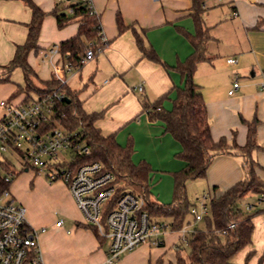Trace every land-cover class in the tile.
<instances>
[{"label": "crops", "instance_id": "0c3cea01", "mask_svg": "<svg viewBox=\"0 0 264 264\" xmlns=\"http://www.w3.org/2000/svg\"><path fill=\"white\" fill-rule=\"evenodd\" d=\"M35 1L44 8L41 1ZM93 2L107 43L91 60L95 61L93 64L86 63L78 69V73L73 70L69 76L66 70L61 72H64L65 77H69L68 83L79 74V80L76 81L78 86L70 87L83 100V107L88 113L102 112V116L95 124L104 135L115 133L117 141L121 145H126L130 137H133L136 143L135 134L141 131L167 151L171 148L179 151L181 144L166 131L164 122L151 120L144 111L140 93L150 101L169 93L163 106L171 109L173 99L176 97V87L183 85L182 76L178 71L169 70L144 56L137 45L133 30L136 29L142 35L146 47L153 48L167 64L176 65L186 60L193 53L194 46L179 28L192 34L196 32L192 0H93ZM204 7L205 22L210 27L208 55L211 60L199 63L194 80L202 87L212 135L215 140L225 137L230 143L243 146L248 139V122L257 120L258 147L254 149L252 156L261 164L262 168H258V174L264 180V0H205ZM215 11H222L223 15L219 14L221 12L214 14ZM119 13L128 27L123 33H119L118 30ZM47 16L48 14L42 27ZM31 19L32 10L24 0H0V65L7 64L14 57L17 45L25 42L28 34L27 24ZM55 21L57 23L56 17ZM70 24H74L75 27L70 32H65L63 38H70L78 32L80 20L72 19L64 27ZM234 28L241 29L242 35L234 40V35L230 36L232 42L229 41V45L233 48L228 51L219 47L218 44L227 43L230 35L228 32ZM38 45L36 51L43 48L40 42ZM221 53L224 56L223 63L237 70L240 86L234 94H229V90L236 80V73L229 68L223 70L221 67L220 70L213 64L215 57ZM234 54L241 55L237 58L236 65L227 62V58ZM53 60L56 67L64 63L60 52ZM205 64L210 66L202 68ZM244 70L251 72V76L242 75L246 74ZM201 72L206 73L202 79ZM5 76L0 73V101L10 99L17 86L24 84V73L23 81L19 82L13 80L12 75L10 80L2 81ZM54 76L62 78L56 73L51 75L50 79ZM140 84L144 85L143 91L138 89ZM30 95L37 96L34 92ZM26 96L25 93H21L11 100L19 103ZM239 155L226 153L212 160L206 175L210 185L216 186L215 191L213 187L212 194H219L244 178L245 171L241 166V161L244 160H241ZM182 161L184 167L185 161ZM183 167L181 165L180 169ZM154 176L155 174L153 176L151 174L152 180ZM218 188L221 191H218ZM84 224L78 221L77 227ZM57 226L61 227L63 224ZM43 232L40 233V237ZM39 239L42 249L41 238ZM176 242L171 241L169 246L175 245ZM163 248L157 247L153 250L149 246L147 248L149 259L156 260L162 256ZM134 251L130 253L133 254ZM103 258L102 264H107V255Z\"/></svg>", "mask_w": 264, "mask_h": 264}, {"label": "trees", "instance_id": "16d2710c", "mask_svg": "<svg viewBox=\"0 0 264 264\" xmlns=\"http://www.w3.org/2000/svg\"><path fill=\"white\" fill-rule=\"evenodd\" d=\"M24 1L32 10V19L27 24L26 40L17 45L14 57L7 64L0 65V73L6 75L2 81L10 80V75L16 68H21L24 73V84L17 86L10 99L25 93L27 96L22 102H26L34 98L30 95L31 91L39 96L58 89L64 90L66 98L55 103L53 114L44 127L48 130L60 127L75 133L90 146L91 154L81 157L80 161H99L106 171L115 175L117 189L113 197L114 201L125 190L145 193L149 200L145 208L149 213L158 219L169 218L172 229L178 232L184 226L188 214H191L193 206L186 193V182L189 179L205 177L216 156L226 153H238L243 156L244 178L219 194H210L211 214H206L203 218L207 220V228L194 230L187 243L179 242L176 246V261L165 262L163 256L156 260H148V264H235L231 260L232 257L252 243L255 228L253 217L255 214L264 213V209L254 214L245 212L240 208L239 201L251 193L264 194V180L258 174V168L262 166L252 156L254 149L258 147L257 120L248 122V139L243 146L230 143L225 137L215 140L212 135L202 87L194 80L199 63L211 60L208 55L210 27L207 26L204 17L205 0H192L195 34L179 28L194 46V51L186 60L176 65L162 61L153 48L146 47L142 35L136 29L133 30L137 45L144 56L169 70L178 71L183 79V85L176 87V97L173 99L171 109L163 106L169 93L153 101L145 95L141 97L143 109L148 113L149 118L153 121H163L166 131L181 144L177 156L185 161V165L182 169L173 172L174 200L170 204H161L151 199L153 169L146 161L134 162V144L131 139L126 145H121L115 133L104 135L95 124L102 116V112L88 113L83 107V100L76 91L72 90L68 81L63 82L56 76L49 80L39 78L37 71L29 63V54L39 48L42 24L48 13L34 0ZM71 7L74 8L72 14L61 12L57 6L52 13L60 28L72 19L80 20L78 32L59 43V52L64 63L68 62L74 68L80 69L86 63L84 56L89 42L100 38L101 25L99 19L89 14L87 6L81 2L73 3ZM117 24L119 33H123L128 28L120 13L117 15ZM34 79H38L42 87H35ZM10 182L11 180L7 182L4 176L0 175V191L9 189ZM215 190L216 186H214ZM232 223H236L235 227H230ZM95 229L97 231L98 228L95 226ZM185 244L190 250L187 255L183 254L184 249L187 248Z\"/></svg>", "mask_w": 264, "mask_h": 264}, {"label": "built area", "instance_id": "2783aa9c", "mask_svg": "<svg viewBox=\"0 0 264 264\" xmlns=\"http://www.w3.org/2000/svg\"><path fill=\"white\" fill-rule=\"evenodd\" d=\"M69 8H74L70 0H57ZM88 12L99 19L93 0H81ZM99 40L91 41L85 52L84 61H91L107 43V38L100 28ZM57 50L51 48L49 53ZM229 64L236 65L237 57H228ZM75 68L68 62L56 67L57 72L66 70L72 72ZM67 82L69 77L61 78ZM238 74L229 94H234L239 87ZM139 91L144 85L140 84ZM66 98L64 90H54L34 97L26 102L15 103L11 99L0 101V165L7 162V154L19 152L38 171L48 174L50 181L61 177L68 185L79 209L84 213L90 224H94L109 238L110 246L107 252V264H114L127 251L148 245L162 247L165 245V235L172 223H167L153 217L145 208L148 198L145 193L125 190L117 200H113L117 183L115 175L104 169L99 161L81 162L80 158L91 154L90 146L75 133L60 127L45 129V124L53 114V107L57 101ZM70 152L73 156L67 161L63 154ZM60 158L62 162H60ZM63 167L64 170L60 168ZM14 173L4 176L10 181ZM210 194L204 196L201 208L192 206L191 214L195 220H201L208 214L209 207L206 200ZM264 201L261 194L257 203ZM256 204H248L252 209ZM27 209L16 203L10 196L9 189L0 191V264H46L41 245L40 233L45 228L37 229L26 219ZM63 220H57L56 225H62ZM236 223L230 224L235 227ZM178 231L179 242L187 243L186 231Z\"/></svg>", "mask_w": 264, "mask_h": 264}, {"label": "rangeland", "instance_id": "374dc122", "mask_svg": "<svg viewBox=\"0 0 264 264\" xmlns=\"http://www.w3.org/2000/svg\"><path fill=\"white\" fill-rule=\"evenodd\" d=\"M39 1L42 2V6H44V8H42L48 13L47 20L42 27L39 38V42L43 48L39 51H31L29 63L39 73L40 78L43 80L50 79L51 75L56 73L64 78V72L56 71V64L53 59L59 52V42L64 37L63 34L65 32H70L75 25L70 24L64 28H60L57 25L52 10L57 6L61 12L70 13L69 8L66 7L64 3H59L57 0ZM80 1L81 0H71L69 4ZM218 12H221L219 14L223 15L222 11H215L214 14H218ZM230 30L231 31L228 32L230 35L227 39V43L224 42L223 45L218 44L219 47H223L224 50L228 51L233 48L232 45H229V41L232 42L230 36L234 35V40L242 35V31L240 32L241 29L239 28ZM51 48H55L57 52L55 54L49 53L46 55ZM232 56L240 58L241 55L234 54ZM223 61L224 56L221 53L215 57L213 64H216L220 70L222 68L223 70L229 68L230 70L233 69L234 74L237 72L236 68L226 66ZM93 62L95 61H87L86 63L93 64ZM209 64L202 65V68L204 66L209 67ZM78 71V69H74L73 72L78 73ZM203 72L200 73V78L205 77L206 73ZM70 73L71 72H68L67 75L69 76ZM245 73L246 74L242 75L251 76V72L245 71ZM11 75L12 79L15 81H23V71L21 68H16ZM78 75L70 81L71 83L69 82L70 86H78L76 83L77 79L79 80ZM34 84L35 87H42V83L38 79H34ZM142 96H144V94L140 93V97ZM135 135L137 138L136 143L133 137L129 138L134 144L133 160L135 163L146 161L153 169L152 176L155 174L151 183V199L161 204L172 203L174 200L173 172L178 171L181 165L183 167V161L177 156L178 150H172L173 148H171V150L167 151L162 145H158L148 138L144 132L139 131ZM62 156L65 157L67 161L73 159L70 152ZM239 157L243 160L242 155H239ZM60 162H62L61 158ZM241 162V166L244 167L243 161ZM60 169L64 170L63 167ZM12 172L14 175L8 186L11 198H13L16 203L26 207V219L32 227L37 229L46 228V231L43 232L40 237L46 264H102V260L104 259L103 256L105 255L106 258L109 250L110 240L107 237H103L99 229L96 231L93 224L89 226L86 225L89 222L84 213L79 209L65 180L61 177H57L53 181H50V177L46 172L38 171L36 167L27 164V161L19 152L7 154V162L0 165V175L6 176ZM213 187L214 186L210 185L207 176L189 179L186 182V193L190 203L193 204V206L201 208L204 196L211 193ZM218 191L221 190L218 188ZM260 195L261 194H252L245 196L239 201L240 208L251 214L264 209V201L260 204L257 203ZM206 202L209 207L208 214L210 215V198H208ZM248 204L256 205L252 209H247L246 206ZM57 220H63V226L58 227L56 225ZM160 220L171 223L169 218L164 217L160 218ZM78 221H82L85 224L77 227ZM253 221L255 228L252 235V243L242 248L232 257L231 260L235 264H264V213L255 214ZM206 228V219L195 220L193 215L189 213L182 230L186 231V236L189 239L194 230H205ZM97 232L99 235H97ZM174 240H178V232L169 228L168 233L165 235L166 247H161L163 248L161 250L163 251L162 256L165 262L176 261V244L169 246L171 241ZM148 247L147 245H142L135 248L134 255L130 253L131 251H127L122 254L121 258L116 260L114 264H148ZM185 247L187 248L184 249L183 254L187 255L190 250L188 245L185 244ZM97 248H100V250L98 251ZM150 248L153 250L156 249V247Z\"/></svg>", "mask_w": 264, "mask_h": 264}]
</instances>
